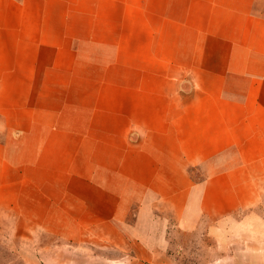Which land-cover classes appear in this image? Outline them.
Returning a JSON list of instances; mask_svg holds the SVG:
<instances>
[{"label":"crops","instance_id":"obj_1","mask_svg":"<svg viewBox=\"0 0 264 264\" xmlns=\"http://www.w3.org/2000/svg\"><path fill=\"white\" fill-rule=\"evenodd\" d=\"M263 200L264 0H0V253L39 264L47 234L162 264L136 206L263 237Z\"/></svg>","mask_w":264,"mask_h":264},{"label":"rangeland","instance_id":"obj_2","mask_svg":"<svg viewBox=\"0 0 264 264\" xmlns=\"http://www.w3.org/2000/svg\"><path fill=\"white\" fill-rule=\"evenodd\" d=\"M138 211L137 206L130 211L125 219L124 227L128 229L135 226L137 231L143 233L146 230L151 231L149 235L156 260L162 264H224L231 254H240L241 242L243 246L248 244V247L255 244L264 246V236L257 237L249 234L240 237L235 232L223 235L221 232L212 233L203 225L185 229L181 223L159 210L153 211V217L151 214L143 213L145 218L142 219V217L140 221H137ZM256 212L264 223V200ZM36 242L39 243V253H37L39 264H114L111 260L119 256V253L113 251L105 243L79 244L75 239L65 240L63 237H53L47 234L34 237L33 243ZM25 243L28 244L30 241H25ZM6 244L9 242L3 240L0 262L22 264L21 256L7 250ZM247 249L243 248L244 255L250 253L245 251ZM262 253L259 252V255Z\"/></svg>","mask_w":264,"mask_h":264}]
</instances>
